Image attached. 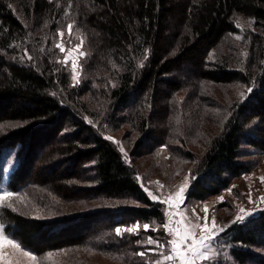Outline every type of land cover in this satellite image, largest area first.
<instances>
[{
    "label": "trees",
    "instance_id": "1",
    "mask_svg": "<svg viewBox=\"0 0 264 264\" xmlns=\"http://www.w3.org/2000/svg\"><path fill=\"white\" fill-rule=\"evenodd\" d=\"M240 17L250 25L238 27ZM70 24L87 50L82 82L74 85L56 47L58 31ZM213 89L222 92L210 104L213 113L200 110L185 126L188 133L179 134L177 95ZM4 122L19 126L0 136V154L24 149L12 190L30 179L35 166L29 169L28 161L51 152L38 172L51 169L57 206L51 220L2 212L23 246L38 255L78 253L62 264H90L91 255L153 264L151 255H138V242L154 233L115 230L136 222L163 226L164 206L104 134L136 132L138 150L148 145L152 155L163 147L174 157L206 146L191 161L186 200L227 189L247 170L244 146L264 147V0H0ZM80 201H91V208L77 214L69 205ZM224 238L230 264H264V210L231 225Z\"/></svg>",
    "mask_w": 264,
    "mask_h": 264
},
{
    "label": "rangeland",
    "instance_id": "2",
    "mask_svg": "<svg viewBox=\"0 0 264 264\" xmlns=\"http://www.w3.org/2000/svg\"><path fill=\"white\" fill-rule=\"evenodd\" d=\"M237 23L242 29L250 25L247 20L241 17L237 20ZM68 26L59 30L57 33L56 45L60 43L66 49L65 52H61L60 49L57 48L60 54V63L68 73L71 84H81L83 72L82 62L87 55V50L84 46L82 37L78 33L72 31V28L69 32ZM60 33H63V36H61ZM77 45H81V47L77 49ZM220 88L223 89L222 87ZM227 88L228 87H225V89ZM216 91L213 89L214 94L211 93L212 95H210L206 93L204 96H201L198 92L196 93L195 90H182L181 93L177 95V101L181 106H178V113L176 112V114L179 120L180 117L178 115L182 118L180 126L177 128L179 134L188 133H186L188 128L185 126H189L192 115L195 117L198 116L200 110L206 114L209 112L213 113L214 109L211 108L212 106L210 104H212L214 99L218 100ZM217 93L222 95L220 91H217ZM228 93L232 95V93H237V91L232 89L230 92L228 91ZM193 97L195 99H192ZM95 114L96 113L93 112V116H95ZM96 118L94 125L98 127L102 124V119L101 117ZM87 120L89 121V119ZM18 126L19 124L10 122L0 124V136L4 135L12 128L13 130L16 129ZM104 136L115 144L124 160L130 164L132 168L137 170L139 173L138 181L142 184L149 197L153 199V196H155L156 199L154 200H159L163 204L165 214L164 225L169 224L170 221L175 222L180 220L181 214H183L187 220L193 223H204L205 221L203 218L207 216L209 228L212 227L213 218L217 228L227 226L224 227L223 232H218L209 241V247L204 249L211 258L208 260L197 259L195 264H230L231 259L228 253L230 245L225 242V238L223 241L221 236L224 235L225 231L231 225L242 223L264 210V201H262V198H264V182L261 180V178L264 177V147L244 146L247 155L246 157H242L241 160L246 162L247 170L232 179L229 187L220 194L209 197L204 201H187L186 193L190 187L191 181L190 171L195 166V161H191L195 156L199 157L206 146H200L199 148L193 147L191 149L192 151L184 150V154L181 156L176 154V156L172 157L164 147L161 148L158 155H152L150 151L144 150L148 148V145L138 150V143L136 142L138 141L137 133L129 131L126 128L116 132H108L104 134ZM109 137H111V139H109ZM175 146L181 148L177 143H175ZM23 150L19 145L6 147L0 154V191L7 190L18 194L9 199L5 206L0 207V227H2L5 235L15 240L21 246L20 249L12 248L7 244L0 247V264H62L67 259L78 256V253L70 254L69 258L64 252H46L38 255L21 244L19 238L14 234L13 228L10 227L9 223H6L3 217L2 212L6 209L31 218L45 220H51L56 213L55 209L57 206L55 201L51 199V169L50 171H44V176L38 175V172H42L41 168L43 164L47 162L48 158H51V152L48 155L38 156L37 158L41 159L36 161V163L34 162L30 165V162H27L28 167H30L29 169L35 166L28 177L30 178L29 180L33 181L28 180L27 183L17 186L14 190L9 187V181L13 173H16L21 164L23 158L21 154L24 152ZM185 151L193 157L188 159L189 156L187 153L185 154ZM29 156H31V154ZM43 177L48 178L47 182L50 181V184L45 183L42 179ZM181 185H186L182 195V202L177 204L175 199H173L170 203H165L164 201L169 197H173ZM78 202H71L69 205L71 207L73 206L72 208L77 214L85 213L84 211H86V209L91 208V201H80V204H77ZM205 205L208 208L207 213L204 211ZM74 210L71 212H75ZM237 216H243L244 219L237 220ZM136 225H139V229L135 232H131L132 234H140V232L145 233L146 231L154 233V236L147 234L142 235V240L138 242V244L143 247V250H140L139 253L145 252L148 256H152L151 259L150 257H145L146 260L150 259L151 262H154L159 259L161 264H177V262L164 261L163 257L160 255L161 252L164 254L169 253L170 246L167 244V241L172 238L163 226L147 224L149 228L145 230L143 227L145 224L136 222L127 226H121V234L127 232L124 231V229L132 228ZM169 226L171 227L172 224H169ZM196 231L199 237L200 229ZM149 238L159 241L164 244L165 247L161 249L155 244H149ZM25 251L31 253L36 259L33 260L31 257L25 256L23 254ZM79 255L82 254L79 253ZM87 261L90 264H114L106 257L100 255H91V257L87 258Z\"/></svg>",
    "mask_w": 264,
    "mask_h": 264
},
{
    "label": "snow or ice",
    "instance_id": "3",
    "mask_svg": "<svg viewBox=\"0 0 264 264\" xmlns=\"http://www.w3.org/2000/svg\"><path fill=\"white\" fill-rule=\"evenodd\" d=\"M240 26L239 24L237 25ZM69 27V32L71 30V25ZM61 36H63V33H60ZM239 39V37H237ZM82 43V42H81ZM57 48L60 49L61 52H65L66 49L62 46V44L57 43ZM81 45H77L76 48L79 49ZM75 68V64H74ZM75 78V77H74ZM111 139V137H109ZM262 182H264V177L261 178ZM162 187V186H161ZM186 185H181L179 190L174 194L173 197H169L165 203H170L173 199H175L176 203L179 204L182 202V195L185 191ZM18 194L13 193L11 191L3 190L0 191V207L5 206L6 202L11 199L13 196H16ZM153 199H156L155 196H153ZM222 199V198H221ZM262 201H264V198H262ZM205 213H207L208 208L205 205L204 207ZM243 211V210H241ZM199 219V218H197ZM204 223H193L189 220H187L183 214H181V219L177 220L175 222L170 221L169 224H172L170 227L169 224L163 225V227L166 229L167 233L172 237L170 240L167 241V244L169 247V253L164 254L163 252L160 253V255L163 257L164 261H170V262H177V264H195V261L197 259L200 260H208L211 257L208 255L204 249H207L209 247V241L218 233L223 232L224 227L217 228L215 224V220L213 218L212 221V227L209 228L207 224L208 217L205 216ZM237 220H243V216H237ZM145 230H148L149 225L145 224L144 226ZM139 229V225H136L132 228H126L124 231L127 232H135ZM197 229H200V235L197 236ZM116 233L119 235L121 234V229L117 228ZM149 244H155L158 248L163 249L165 247L164 244L160 243L157 240H154L152 238H149L148 240ZM4 244H7L11 246L12 248L20 249V244L17 243L15 240L10 239L7 235L4 234L2 227H0V247H2ZM25 256L31 257V259L35 260L36 258L31 255L29 252L23 253ZM145 252H140L138 255L144 256ZM153 264H161V261L155 260Z\"/></svg>",
    "mask_w": 264,
    "mask_h": 264
}]
</instances>
